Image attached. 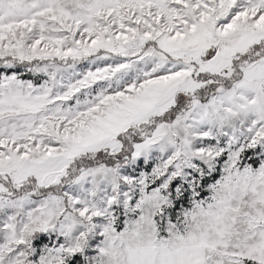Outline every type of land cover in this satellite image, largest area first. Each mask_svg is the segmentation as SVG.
Listing matches in <instances>:
<instances>
[{
    "label": "snow or ice",
    "instance_id": "1",
    "mask_svg": "<svg viewBox=\"0 0 264 264\" xmlns=\"http://www.w3.org/2000/svg\"><path fill=\"white\" fill-rule=\"evenodd\" d=\"M0 264H264V0H0Z\"/></svg>",
    "mask_w": 264,
    "mask_h": 264
}]
</instances>
